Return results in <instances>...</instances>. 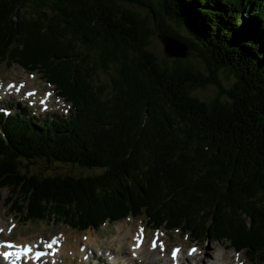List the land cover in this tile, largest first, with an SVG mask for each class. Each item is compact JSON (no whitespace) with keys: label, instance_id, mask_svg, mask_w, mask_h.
<instances>
[{"label":"trees","instance_id":"obj_1","mask_svg":"<svg viewBox=\"0 0 264 264\" xmlns=\"http://www.w3.org/2000/svg\"><path fill=\"white\" fill-rule=\"evenodd\" d=\"M156 32L206 74L179 60L160 66L148 49ZM3 62L39 73L71 106L41 122L26 108L0 113V191L23 225L83 232L141 218L264 264V0H0ZM207 85L217 90L209 103L191 95ZM36 160L103 171H22Z\"/></svg>","mask_w":264,"mask_h":264},{"label":"rangeland","instance_id":"obj_2","mask_svg":"<svg viewBox=\"0 0 264 264\" xmlns=\"http://www.w3.org/2000/svg\"><path fill=\"white\" fill-rule=\"evenodd\" d=\"M124 5L128 7L130 10L137 12L141 17H148V25L150 27H153L154 21L153 19H150V15L147 13V11L144 8H141L137 5H129L128 3H124ZM165 23L169 26V28L172 31H175L176 33L184 37H189L187 31L182 25H178L173 20H170L167 17L165 18ZM148 49L156 56L160 66H164V65L169 67L174 66L173 61L176 59H172V58L170 59L164 55L163 47L161 43V37L159 33H155L153 36L150 37ZM179 61H181L182 65L185 64L184 66L188 67L192 71H199L204 75L206 74L204 66L193 55ZM219 73H220L219 77L222 82V85L224 86V88L228 89L233 82V77L228 73H226L225 71H221ZM33 74L35 75L31 76L28 73H25L19 66L15 64L9 67L5 64V62L0 63V79L5 84L8 82H13V83L23 82L21 87L23 89L22 92H24L25 90L26 92L27 91L32 92L34 89L35 90L38 89L39 90L38 93L32 96H35V98L39 100L42 97V93L45 90H51L50 89L51 87L49 85L47 86V84L43 81L39 73H33ZM108 78L109 77L107 74L99 72L96 81L100 83H107ZM216 91L217 90L215 89L214 86L207 85L204 88L193 89L190 91V93L193 97H196L205 103H209L210 100L213 99V97H215ZM54 93H56L55 89H54ZM20 97L21 95L4 97L3 103H0V107L5 108L6 110L9 107V109H11L12 114H15L18 111V108L26 107L25 111L29 114V116H31L34 120L38 122L44 120L56 119L59 117H66L71 112V108L69 109V104L65 103L62 99H59L56 96L49 100L52 101L51 103L48 102L45 104V105L49 104V107L44 112L41 110L40 105L37 104L36 107L38 109L36 108L29 109L28 108L29 105L26 102L24 104L20 103ZM17 103L19 104L17 105ZM22 169L23 172H26L28 174H33L38 177L70 176L73 178L94 176L102 173L103 171L102 169H87V168H81L78 166L57 163V162H51L48 164L42 160H36L33 162V164L23 163ZM7 195H8L7 190L4 189L0 191V234H1V238L14 241L16 243L18 242L35 243L37 241L39 242L40 240H42L43 242L46 241V239H49L51 236H62V235L66 236L67 240L69 241L73 240L80 243V241L83 242V240H85L89 236L90 238L93 239L92 242L95 241L94 242L95 244L109 243L107 246L112 247L116 250V244L114 240L119 235L117 226H122V228L125 229L128 228L130 229L129 232L133 231L134 234L135 232H138L137 230L140 229V226H144V228L146 227L145 221L141 218L140 219L128 218L115 224L105 225L97 230H87L84 232H79L77 230L71 229L63 225H55L51 222L23 225V223H21V221L18 220L17 217L9 213L8 207L4 205L3 199L6 198ZM154 232H159L160 234L161 241L158 242L156 240L158 245L159 244H161V246L163 245V248L164 246H166V253H164V256H168L170 250L174 246L181 248V250L178 248L176 249L179 250L178 252L179 256L182 255V253L185 256L187 247L190 245H195L198 247L197 253L200 251V254H198L196 257V260L198 261L199 264H203L201 263V261L203 260L205 262L204 264L207 263L212 264L218 262L220 258L223 259V261L225 262L224 264H236L237 262L241 264H250V262L246 259V256L243 251L239 253H235L232 250V248L229 247L228 243L219 242L216 240L212 242L209 240H203V242L201 243H191L187 235H181L176 230L168 231V230H163V228H161L156 231H152L145 229L144 234L147 238L145 240L146 244H149L150 241L155 240L154 237H156V235H154L155 234ZM152 236L153 238H151ZM98 251L100 250L98 249L92 250L91 255L93 256H89L87 251L85 254L86 257L82 261H79L77 256L66 255L68 258L71 257V260H69L70 258L69 259L66 258V256H55L54 260L56 259V262L53 264H94L97 261V256L101 258L100 261L101 264H110L108 255L106 253L98 254L97 253ZM68 253H70V251ZM95 254H97V256ZM155 254H157V252ZM193 257L190 258L189 262H187L188 264H196L195 261L193 260ZM124 259L127 260V258ZM46 264H52V263L49 261V263ZM167 264H170V262L167 261ZM184 264L186 263L184 262Z\"/></svg>","mask_w":264,"mask_h":264},{"label":"bare ground","instance_id":"obj_3","mask_svg":"<svg viewBox=\"0 0 264 264\" xmlns=\"http://www.w3.org/2000/svg\"><path fill=\"white\" fill-rule=\"evenodd\" d=\"M13 91H15V90H12V92ZM42 98H43V95L39 100H41ZM121 228H122V226H117V230L119 231V235L114 240V242L116 244V250L112 247L107 246L109 243H104V244L96 243L95 244L94 243L95 241L92 242L93 239L90 238L89 236H88V238L83 240V242L80 241V243H78L77 241H73V240L69 241V240H67L66 236H63L64 238L60 239V241L62 242V245H61L60 249H58V252H57L58 256H66V255L67 256H77L79 261H82L86 257L85 254L87 251H88V253L89 252L92 253V250L98 249V250H100L97 252L98 254L99 253L100 254L106 253L108 255V259H109L110 264H167V261L164 260L165 257L163 255H160V256H163L161 259L156 257V254H155L156 250H158V248H161L160 247L161 244L158 245L156 240L150 241L149 244H146L144 242L140 247H138L136 245L137 238H136L135 234L133 233V231L129 232L130 229H128V228L127 229H125V228L121 229ZM24 243H27V242H22V243L18 242L16 244H24ZM35 243L30 244L29 248L33 249L35 247ZM79 248H81V252L79 251ZM69 251H70V253H68ZM175 252H179V250H176ZM197 255H198V253L193 257V260L195 261L196 264H199L198 261L196 260ZM67 256H66V258H68ZM80 256H81V258H80ZM69 258L68 259L71 260V257H69ZM124 258H127V260H125ZM64 259H65V257H64ZM189 260H190V258H188V257L184 258L183 255H180L178 261L180 264H184V262L187 263V262H189ZM33 262H34V259L31 258L29 260V263L33 264ZM55 262H56V259H55ZM219 262H220V264L225 263L223 261V259L220 258L218 260V262H215L212 264H219ZM19 263H20V261H19ZM201 263L204 264L205 263L204 260L201 261Z\"/></svg>","mask_w":264,"mask_h":264},{"label":"water","instance_id":"obj_4","mask_svg":"<svg viewBox=\"0 0 264 264\" xmlns=\"http://www.w3.org/2000/svg\"><path fill=\"white\" fill-rule=\"evenodd\" d=\"M159 35L161 37L163 53L167 58L183 60L184 58L188 57L187 47L182 42L175 38L169 37L168 35H162L160 33Z\"/></svg>","mask_w":264,"mask_h":264},{"label":"snow or ice","instance_id":"obj_5","mask_svg":"<svg viewBox=\"0 0 264 264\" xmlns=\"http://www.w3.org/2000/svg\"><path fill=\"white\" fill-rule=\"evenodd\" d=\"M3 255H4V256H5V258H6V257L9 255V253H4Z\"/></svg>","mask_w":264,"mask_h":264}]
</instances>
